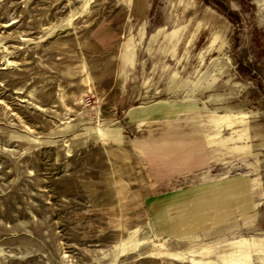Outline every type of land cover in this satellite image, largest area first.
Here are the masks:
<instances>
[{"label":"rangeland","instance_id":"1","mask_svg":"<svg viewBox=\"0 0 264 264\" xmlns=\"http://www.w3.org/2000/svg\"><path fill=\"white\" fill-rule=\"evenodd\" d=\"M0 264H264V0H0Z\"/></svg>","mask_w":264,"mask_h":264}]
</instances>
